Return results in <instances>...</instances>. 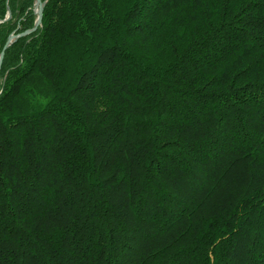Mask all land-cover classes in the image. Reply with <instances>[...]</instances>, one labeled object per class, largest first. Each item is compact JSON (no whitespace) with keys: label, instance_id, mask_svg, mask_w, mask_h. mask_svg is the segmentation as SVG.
I'll return each instance as SVG.
<instances>
[{"label":"trees","instance_id":"obj_1","mask_svg":"<svg viewBox=\"0 0 264 264\" xmlns=\"http://www.w3.org/2000/svg\"><path fill=\"white\" fill-rule=\"evenodd\" d=\"M42 2L0 0V264H264V0Z\"/></svg>","mask_w":264,"mask_h":264},{"label":"water","instance_id":"obj_2","mask_svg":"<svg viewBox=\"0 0 264 264\" xmlns=\"http://www.w3.org/2000/svg\"><path fill=\"white\" fill-rule=\"evenodd\" d=\"M44 6H45V3L42 2V0H36V3H35V13L38 15V18H37V21H36V24H35V30L37 29L38 26L41 25L42 23V16H43V9H44ZM8 14V17L5 21L9 20L11 18V12L8 11L7 12ZM4 21V22H5ZM30 33V32H29ZM16 37L15 36H10L9 38V42L7 43L5 49L3 50V52L0 54V71H1V68H2V63H3V59H4V55H5V51L6 49L11 45L12 41L15 39Z\"/></svg>","mask_w":264,"mask_h":264},{"label":"built area","instance_id":"obj_3","mask_svg":"<svg viewBox=\"0 0 264 264\" xmlns=\"http://www.w3.org/2000/svg\"><path fill=\"white\" fill-rule=\"evenodd\" d=\"M8 17V14L6 15L5 19H0V24H2Z\"/></svg>","mask_w":264,"mask_h":264},{"label":"rangeland","instance_id":"obj_4","mask_svg":"<svg viewBox=\"0 0 264 264\" xmlns=\"http://www.w3.org/2000/svg\"><path fill=\"white\" fill-rule=\"evenodd\" d=\"M36 9V8H35Z\"/></svg>","mask_w":264,"mask_h":264}]
</instances>
